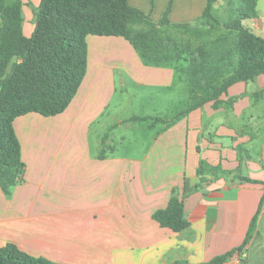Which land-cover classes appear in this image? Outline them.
<instances>
[{
	"label": "crops",
	"instance_id": "obj_1",
	"mask_svg": "<svg viewBox=\"0 0 264 264\" xmlns=\"http://www.w3.org/2000/svg\"><path fill=\"white\" fill-rule=\"evenodd\" d=\"M127 2L154 23L169 8L170 23L192 28L207 5V0ZM259 4L257 18L243 25L264 37ZM32 31L23 24L25 36ZM86 43V73L66 110L51 117L29 113L13 122L25 168L9 195L0 188V247L12 243L57 264H206L243 243L259 210L247 252L238 254L244 264L253 241L264 239V75L230 86L218 107L206 103L174 122L134 112L124 117L116 95L127 93L128 83L159 90L170 105L165 95L173 99L180 85L174 70L144 65L122 37L89 35ZM185 98H174L173 111L164 107L172 111L168 119ZM139 123L152 144L141 157L117 155L115 129ZM27 127L45 136L27 138ZM199 161L218 167L216 174L198 175ZM184 179L196 189L183 197ZM172 191L183 198L188 222L178 233L152 218Z\"/></svg>",
	"mask_w": 264,
	"mask_h": 264
},
{
	"label": "trees",
	"instance_id": "obj_2",
	"mask_svg": "<svg viewBox=\"0 0 264 264\" xmlns=\"http://www.w3.org/2000/svg\"><path fill=\"white\" fill-rule=\"evenodd\" d=\"M257 1L236 0L233 15L223 22L213 13L215 0H207L199 21L209 28L221 26L225 32L195 42L187 37L192 30L190 25L169 22V8L154 23L127 0H40L34 13V29L27 37L23 32V1L0 0V188L3 193L10 194L21 181L25 168L14 120L29 113L51 117L66 110L86 73L87 36L122 37L144 65L172 68L175 83H185L187 87V98L175 107L174 118L161 119L165 123L174 122L206 103L213 102L218 107L222 104L221 95L230 86L264 75V37L243 25V21L257 18ZM15 57L19 59L12 62ZM236 151L241 154L244 150L238 146ZM217 170L218 167L199 161L198 175L206 171L216 174ZM239 179L259 184L244 177ZM200 181L205 182V178L201 177ZM195 189L184 179L183 197ZM258 211L243 243L206 264H225L234 254L247 252L245 246L256 232ZM152 218L160 227L176 233L188 227L183 198L177 197L175 191L167 206L155 211ZM0 264L57 263L31 256L8 243L0 247Z\"/></svg>",
	"mask_w": 264,
	"mask_h": 264
},
{
	"label": "rangeland",
	"instance_id": "obj_3",
	"mask_svg": "<svg viewBox=\"0 0 264 264\" xmlns=\"http://www.w3.org/2000/svg\"><path fill=\"white\" fill-rule=\"evenodd\" d=\"M23 1V15H24V21L23 24H25V29L29 32V30L32 28L34 29V13L38 7V4L40 0H22ZM218 2L222 3L224 2L228 4L227 7H223V9H219L216 7L217 2L215 3V10L214 13L217 14V16L225 22L230 16L233 15L232 12H234V6L236 4V0H218ZM260 12L258 13L260 19L264 21V0H260L259 4ZM247 24L246 26H249L250 22L249 20H246ZM193 25H195L192 30H190V33L188 34V39L200 42L208 39H213L222 32H225V29L221 26H215L212 28L207 27L206 25H203L201 21L194 22ZM32 33V32H31ZM30 33V34H31ZM187 87L185 83H180V85L176 88V98L182 99L186 96ZM165 95V94H164ZM117 99L118 103H120L123 107L126 108V112L122 114L124 117H128L132 112L145 116H163L168 117L171 115V112L173 111L172 106L174 105V97L173 99L170 97V95H165L167 99H171L170 105L165 101V98L163 95L159 92L157 89H151V88H144V87H138L135 85H132L128 83L127 85V93L122 94L120 91L117 93ZM117 102L116 98L114 101V104ZM170 106L172 111L164 109V107ZM169 110V111H168ZM165 121V120H163ZM162 123V122H161ZM140 126V127H138ZM27 135L25 137L29 138V136L32 137H44L45 135L42 134V131L39 129L33 128H26ZM123 134V139L120 141L118 139V135ZM114 135L116 137V154L119 156L122 155H128V156H134V157H141L144 152L146 151L147 147L152 144V136H150V133L146 131L145 126L141 123L138 125L136 124L135 127L126 128L125 126L122 128H117L114 131ZM95 139V137H92ZM43 257V256H42ZM44 258V257H43ZM47 259V258H46ZM49 260V259H48ZM246 262L244 264H264V239H256L251 244L250 250L248 252V258L245 260Z\"/></svg>",
	"mask_w": 264,
	"mask_h": 264
},
{
	"label": "built area",
	"instance_id": "obj_4",
	"mask_svg": "<svg viewBox=\"0 0 264 264\" xmlns=\"http://www.w3.org/2000/svg\"><path fill=\"white\" fill-rule=\"evenodd\" d=\"M227 264H240V258L238 254L234 255Z\"/></svg>",
	"mask_w": 264,
	"mask_h": 264
},
{
	"label": "water",
	"instance_id": "obj_5",
	"mask_svg": "<svg viewBox=\"0 0 264 264\" xmlns=\"http://www.w3.org/2000/svg\"><path fill=\"white\" fill-rule=\"evenodd\" d=\"M18 59V57H15L12 62H16Z\"/></svg>",
	"mask_w": 264,
	"mask_h": 264
}]
</instances>
